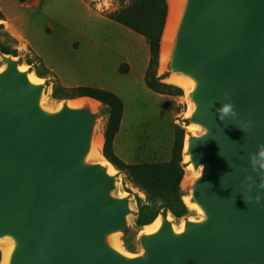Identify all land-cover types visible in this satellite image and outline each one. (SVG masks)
Wrapping results in <instances>:
<instances>
[{"label": "water", "instance_id": "obj_1", "mask_svg": "<svg viewBox=\"0 0 264 264\" xmlns=\"http://www.w3.org/2000/svg\"><path fill=\"white\" fill-rule=\"evenodd\" d=\"M1 56L0 238L16 240L9 264H264V170L250 159L264 144V0H188L182 10L169 71L197 81L190 122L207 131L189 138L187 152L202 167L191 187L205 218L176 232L165 216L143 236L140 256L106 241L132 210L113 194L108 166L86 160L92 109H42L45 83ZM226 102L236 115L221 120Z\"/></svg>", "mask_w": 264, "mask_h": 264}, {"label": "rangeland", "instance_id": "obj_2", "mask_svg": "<svg viewBox=\"0 0 264 264\" xmlns=\"http://www.w3.org/2000/svg\"><path fill=\"white\" fill-rule=\"evenodd\" d=\"M119 4V0H0V44L10 52L5 54L43 79L46 85L43 99L55 106L83 98H55V85L67 88L86 85L117 93L124 101V113L115 151L127 163L169 161L183 130L181 165L185 171L190 164L186 149L189 138L207 131L202 127L189 130L195 109L192 90L181 87V94H162L146 86L149 45L144 36L107 17ZM1 52L0 67L6 64ZM170 59L161 70L159 56L157 76L165 82L171 75ZM92 112L96 115L93 135L105 132L110 108L104 105ZM101 138L100 134L97 142ZM113 175L116 177L113 194L129 198L132 210L127 228L116 233L126 253L144 255L142 238L147 230L145 225L137 224V197L144 199L145 194L117 168ZM182 187L183 198L189 196L193 202L192 187ZM188 207L185 217L177 218L170 211H162L158 217L168 216L178 229L188 220H204L203 214Z\"/></svg>", "mask_w": 264, "mask_h": 264}, {"label": "trees", "instance_id": "obj_3", "mask_svg": "<svg viewBox=\"0 0 264 264\" xmlns=\"http://www.w3.org/2000/svg\"><path fill=\"white\" fill-rule=\"evenodd\" d=\"M119 3V8L109 13L107 17L146 38L150 50V62L145 75L146 86L156 93L181 94L183 92L181 87L165 82L157 76L162 35L169 13L168 1L119 0ZM0 50L10 53L1 44ZM53 96L58 99L90 97L110 108L102 153L115 168L126 175L127 180L145 194L144 199L137 197L138 225L152 223L162 211H170L177 218L185 217L189 213V207L184 201L181 190V181L185 174L181 165L183 130L176 139L172 158L169 161L127 163L115 151V139L120 131L124 113V101L117 93L86 85L71 88L55 85Z\"/></svg>", "mask_w": 264, "mask_h": 264}, {"label": "bare ground", "instance_id": "obj_4", "mask_svg": "<svg viewBox=\"0 0 264 264\" xmlns=\"http://www.w3.org/2000/svg\"><path fill=\"white\" fill-rule=\"evenodd\" d=\"M169 4V13L166 21V25L164 28V32L162 35V41H161V52H160V69L163 70L168 62V60L171 57V54L173 52L174 48V39L176 35V31L178 28V24L181 18L182 10L186 6V3L188 0H167ZM6 68V64L0 67V70L3 71ZM20 70H26V68L20 66ZM28 78L31 82L34 83H42L43 79L39 78L35 72L29 73ZM168 82L175 84L179 87L184 88L186 91L193 90L197 86V81L195 78L188 74L183 73H173L168 78ZM100 101L90 98V97H83L81 99L72 100L69 101L67 104L70 107H84V106H90L93 110H100L102 107H104V104ZM100 105V106H99ZM40 106L42 109L46 111L56 112L60 110L63 107V104L53 105L49 100L42 99ZM197 129L201 130L200 125L193 124L192 126H189V130L196 131ZM102 135L103 139L101 138V141L99 140L97 142L98 136ZM104 145V132L101 130L99 131L94 137L92 138L91 144H90V150L88 154L86 155L87 161L102 163L106 166H108V172L114 173L116 171L115 166L108 161L103 153L102 148ZM186 149L188 150V142L186 144ZM191 157L188 156V159ZM187 160V157H185V161ZM187 168V171H186ZM185 171L186 173L183 176V179L181 181L182 188L187 189L190 186L193 185L195 180L201 175L202 173V167L198 170H194L193 165L190 163L188 166H186ZM184 201L186 204L190 207H193L194 209L198 210L200 214H204L203 209L199 204L191 202V199L189 196L184 197ZM169 218V217H168ZM163 224V218L157 217L152 223L145 225L147 234H153L160 230L161 226ZM174 230L176 232H180L184 230V225H182L181 229H178L174 225ZM106 241L110 247L117 250L118 252L129 256L130 254L126 253L124 249L122 248L121 241L118 237V233H115L113 235H110L108 238H106ZM0 244H1V251H2V262L1 264H9L10 262V256L13 252L14 248L16 247V240L12 236H5L3 238H0ZM131 256V255H130Z\"/></svg>", "mask_w": 264, "mask_h": 264}, {"label": "clouds", "instance_id": "obj_5", "mask_svg": "<svg viewBox=\"0 0 264 264\" xmlns=\"http://www.w3.org/2000/svg\"><path fill=\"white\" fill-rule=\"evenodd\" d=\"M218 114H219V118L221 120L225 119V117H229V116H235L236 112H235V108L234 105L230 102H226L223 103L218 109ZM249 127H251V122L249 121V123L246 126H242V130L246 131ZM251 163H252V167L253 170L256 171L257 170V165L259 166V169L264 170V144H261L258 146V150L255 154H253L251 157ZM250 179V178H249ZM259 188L264 189V176H262V182L258 185ZM261 195L257 194L256 196V201L259 202L261 200ZM246 203L251 201L250 197L246 198Z\"/></svg>", "mask_w": 264, "mask_h": 264}, {"label": "crops", "instance_id": "obj_6", "mask_svg": "<svg viewBox=\"0 0 264 264\" xmlns=\"http://www.w3.org/2000/svg\"><path fill=\"white\" fill-rule=\"evenodd\" d=\"M105 140V139H104ZM115 148H116V146H115ZM117 151V150H116Z\"/></svg>", "mask_w": 264, "mask_h": 264}]
</instances>
